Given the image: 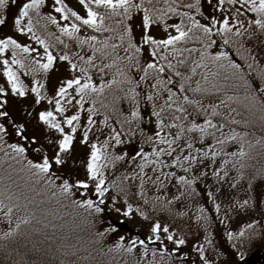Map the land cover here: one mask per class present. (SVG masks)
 <instances>
[{"label":"snow or ice","instance_id":"obj_1","mask_svg":"<svg viewBox=\"0 0 264 264\" xmlns=\"http://www.w3.org/2000/svg\"><path fill=\"white\" fill-rule=\"evenodd\" d=\"M0 74V165L15 174H0V216L19 213L0 239L70 214L88 234L56 245L64 257L222 264L213 225L264 218V167L249 164L264 135L231 126L249 123L233 102L264 125V0H0Z\"/></svg>","mask_w":264,"mask_h":264},{"label":"trees","instance_id":"obj_2","mask_svg":"<svg viewBox=\"0 0 264 264\" xmlns=\"http://www.w3.org/2000/svg\"><path fill=\"white\" fill-rule=\"evenodd\" d=\"M50 30L55 32L56 35H59V33L56 31L54 26H49ZM83 34V33H82ZM104 35H107V33H104ZM54 44H56L58 47H62V45H59L57 41H53ZM56 50V48H54ZM234 53V51H233ZM232 53V56L234 59L238 60L239 63L243 65L242 60L236 58L235 54ZM221 72L222 75H227L228 73L224 69L218 70ZM248 76L252 79H254L251 74L248 72ZM255 80V79H254ZM258 86V84H257ZM227 90L231 93L232 91H235L236 88L234 85H228L226 86ZM242 91V89H241ZM211 99L215 98H221L222 93H210L207 95ZM239 141H233L230 142L228 145L227 150H232L238 147ZM260 144H256L253 147L252 153H251V160L249 161V164L255 168H257L258 164H254L255 161H259L260 159H264V156L262 153H258V148ZM2 155V153H0ZM11 161H6L5 164H11ZM12 167L15 168L16 165L12 164ZM0 174H8L12 177L13 181L15 182V174L8 172L7 167L5 165H0ZM39 207V205H37ZM5 211V209H0V212ZM18 215L19 213H16L15 210L13 211V215ZM41 217L43 219H46L48 221V224H44L42 222ZM4 220V223L2 224V219ZM71 218V215L67 216H60L59 219L54 218L49 212H43L36 216V218L32 221L31 224L27 225L29 229L28 234V240L25 239V233H22L24 231V228H22L23 225H21V228L18 233L10 236L7 238V240L0 239V264H17L16 261L18 260V264L24 260L26 264H57L58 261L61 260V254L56 248V245L61 243L63 240H67L68 242H74V236H81L83 239L84 236L88 234V230L86 229L85 225L79 224V228L85 229L83 233L77 229L76 226H73L72 229L76 230V232L72 233L69 238L61 237L63 240L60 241L61 238H56V235L53 231V228L50 225H56L58 222H63L65 219ZM73 219V216H72ZM107 219H110L112 222H115L113 219L114 217H109ZM79 221L78 219H76ZM120 223V222H119ZM14 224H10L8 220H6L3 216H0V227L2 232H5L8 227L12 226ZM121 228L123 231H130L132 232L129 227H127L125 224L120 223ZM25 227V226H24ZM98 228V226H97ZM36 229H39L37 231ZM122 231V232H123ZM25 232V231H24ZM130 234V233H129ZM49 237H52V239H49ZM106 240L104 241V245H108L115 242V235L109 234V236L105 237ZM154 244V243H153ZM96 245H93V248H95ZM107 251V249H105ZM37 252L40 254H44V257H41L42 261L41 263L36 261L39 257H37ZM55 253L54 255L52 253ZM82 253H77L75 257H64V264H69L70 260H75L77 264H98L99 260L105 258L107 255H100L98 251H92V257L94 259L91 260H80V256ZM264 257V249L256 248L250 257L246 260H243L241 262H237L236 264H253L255 261H260V258Z\"/></svg>","mask_w":264,"mask_h":264},{"label":"rangeland","instance_id":"obj_3","mask_svg":"<svg viewBox=\"0 0 264 264\" xmlns=\"http://www.w3.org/2000/svg\"><path fill=\"white\" fill-rule=\"evenodd\" d=\"M173 20H178V18H173ZM4 30L7 31L8 29L5 28ZM31 44L33 47L41 48V50H42V46L36 45L34 41L31 42ZM216 47H217L216 45H213V48L210 49V51L216 50ZM53 51L55 52L56 50L53 49ZM233 54H235V51ZM235 56H236V54H235ZM236 58L242 60L243 65L246 67V65L244 64L242 56H236ZM254 68H255V66H254ZM249 73L251 74V76L255 80L257 79V77L255 75V71H252ZM0 75H2V74H0ZM56 75H59V73L54 74V76H53L54 79H55ZM96 79L98 82L99 77H96ZM0 82H2V80H0ZM25 82H27V79L25 80ZM215 99H211L208 96H206L205 103L213 102ZM231 106L236 108V111L233 112L232 115H234L237 120H248L249 121V123L247 125L233 124V125H231L232 127L236 128L237 130L242 131V132L243 131L248 132L250 134V139H255L258 136L264 135V125H262L261 122L255 116L246 115V113H248V109L245 108L243 104L238 105L236 102H233ZM10 107H12L13 112H16L18 105H10ZM222 111L226 112L227 109L226 108L222 109ZM220 118L221 117H217V119H220ZM222 131L227 133L228 127L226 126L225 129H223ZM208 142H210V140ZM257 144H259V143H257ZM258 153H262L263 155H261V156H264V147H262L261 145L258 148ZM255 163L258 164L257 169L264 167V159H260L258 162L254 160V164ZM16 215H13L12 224H15ZM252 218H255L258 220V226H254V228H253V230L257 233L256 236H251V235L246 236L243 238V241H241L239 238H233V240L229 241L227 239V237L224 235V232L226 230L236 231L241 226H243V224L246 221H249ZM1 219H2V224H3L4 220H3V218H1ZM76 219H78L79 221H77ZM113 220L115 222L123 223L127 227H129V229L132 232H130V231H123L122 232V234H124L126 237L129 235V233L132 234L136 231V225L133 222H128L126 224L123 221H117L115 217ZM79 224H81V225L83 224L81 219L79 217H73V219H72V216H71L70 219L66 218L65 221L58 222L56 224V227L55 228L52 227V228H53V231L56 235V238H58V237L61 238L64 236L66 238H69L72 233L76 232V230H73L72 227L77 226V225L79 226ZM213 227L217 233L216 245L224 253V255L222 256V264H236L237 262H241L243 260L248 259L250 257V255L252 254V252L256 248H259L262 250L264 249V218L261 217V213L258 210H254L252 212H247V213L233 214L230 216V220H229L228 225L220 224L217 222L216 224L213 225ZM22 228H24V231H25V232L22 231V233H25V239L28 240V234L31 236V234L29 233L28 226L23 225ZM2 231H3V229L1 230V227H0V232H2ZM61 240H63V239L61 238L60 241ZM105 240H106V238H104V241ZM153 243H155V242H153ZM233 244L236 245L235 248L232 246ZM237 252H241V256H237L236 255ZM37 257H39V258L36 261H38L40 263L42 261L41 257H44V260H45L44 254H40V252L39 253L37 252ZM121 259H123V257H121ZM61 260L64 261V258L62 256H61ZM61 260L58 261L57 264H60ZM16 263L18 264V260L16 261ZM19 264H26V263L24 262V260H22V262ZM28 264H30V263H28ZM98 264H118V262L115 260V255H113L112 260H109L108 256H106L105 258L99 260ZM253 264H264V257L260 258V261L259 260L255 261Z\"/></svg>","mask_w":264,"mask_h":264}]
</instances>
